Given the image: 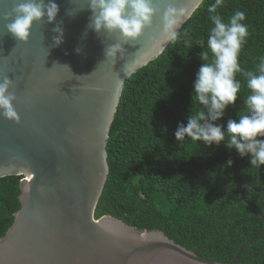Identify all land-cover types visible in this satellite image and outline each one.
<instances>
[{"label": "water", "instance_id": "water-1", "mask_svg": "<svg viewBox=\"0 0 264 264\" xmlns=\"http://www.w3.org/2000/svg\"><path fill=\"white\" fill-rule=\"evenodd\" d=\"M18 2L0 0V81L4 75L13 80L10 91L17 96L20 119L15 123L0 114V179L22 177L21 207L0 238V264H236L243 248L261 240L264 231L232 262L220 263L199 257L162 231L139 230L110 215L95 217L110 173L107 144L126 81L172 42L163 33L164 11L170 5L186 9L185 24L204 0H154L159 15L136 43L124 45V59L115 64L104 49L117 43V36L98 35L89 27L88 0H54L55 21L34 24L27 43L8 33L11 20L3 19ZM61 22L63 43L54 46L52 29ZM245 187L254 184L241 189L242 200L253 207Z\"/></svg>", "mask_w": 264, "mask_h": 264}, {"label": "trees", "instance_id": "trees-1", "mask_svg": "<svg viewBox=\"0 0 264 264\" xmlns=\"http://www.w3.org/2000/svg\"><path fill=\"white\" fill-rule=\"evenodd\" d=\"M204 0L162 55L140 69L125 84L107 144L110 173L96 208V219L116 217L139 229L159 230L199 257L230 263L237 251L264 231V166L251 169L250 157L241 158L222 142H178L175 132L187 125L193 85L203 61L198 39L213 27ZM245 13L248 28L239 63L256 71L264 57V0H223L217 12L225 21L235 11ZM211 57V53H209ZM235 106L217 121L226 130L228 119L246 111V78ZM231 159V167H223ZM21 176L0 179V238L20 209ZM245 187V199L241 189ZM236 264H264V237L243 248Z\"/></svg>", "mask_w": 264, "mask_h": 264}, {"label": "clouds", "instance_id": "clouds-1", "mask_svg": "<svg viewBox=\"0 0 264 264\" xmlns=\"http://www.w3.org/2000/svg\"><path fill=\"white\" fill-rule=\"evenodd\" d=\"M222 4L223 0H215L207 6L213 27L208 33L207 50H204V39L196 42L203 49L199 53L203 63L196 73L192 96L193 102L200 107L191 111L186 126H178L175 138L178 142H202L206 147H219L223 142L241 158L250 157L251 169H260L264 166V57L260 58L256 71L242 70L239 55L249 35L247 25L243 23L245 13L237 10L225 21L217 12ZM88 8L92 13L90 28L98 35L106 32L117 36L118 42L104 49L105 58L113 64L118 59H124V45L136 43L145 30L151 28L153 18L160 12L154 0H88ZM58 12L59 6L54 0H48L47 3L45 0H20L3 19L11 20L6 24L7 32L17 41L27 43L34 24L45 20L51 24ZM189 15L186 9L171 5L164 11L163 33L168 41L177 39L179 29ZM61 25L62 22L52 29L57 34L53 36L54 46L63 43ZM238 73L246 78L248 94L243 100L246 111L238 112L236 119H228L224 130L216 122L224 117L229 106L236 104L242 88L241 81L237 79ZM13 87V80L4 75L0 81V114L8 121L19 123L14 108L17 96L10 91ZM232 164L233 161L229 159L223 167H231Z\"/></svg>", "mask_w": 264, "mask_h": 264}]
</instances>
